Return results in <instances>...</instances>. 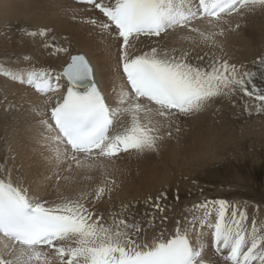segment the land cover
<instances>
[{"label":"snow or ice","instance_id":"1","mask_svg":"<svg viewBox=\"0 0 264 264\" xmlns=\"http://www.w3.org/2000/svg\"><path fill=\"white\" fill-rule=\"evenodd\" d=\"M76 3L102 14L87 23L116 49L119 92L109 103L83 55H70L58 73L32 69L18 74L0 67V75L48 97L39 135L57 184L68 179L62 171L88 182L74 196L49 202L22 181L14 184L10 174L0 178V264H209V241L224 264H264V221L253 218L249 226L246 211L225 200L194 204L198 211L185 216L183 225L178 220L174 234L161 232L151 243L141 242V233L146 236L156 227L157 217L149 211L137 216L133 209L138 205L129 204L105 220L96 208L118 187L109 171L111 161L130 151H157L163 122L198 112L217 97L232 103L247 98L264 112V89L254 82L256 72L215 56L207 65L193 63L188 51L165 46L170 37L187 38L183 34L208 39L202 24L213 30L211 36L223 35L233 18L264 13V0ZM50 31L45 27L26 35L42 38L44 47L55 49L53 55L67 52L54 43L55 36L48 38ZM144 41L150 42L149 50L137 54ZM253 63L264 79V55ZM167 198V190H161L144 203L163 213ZM166 219L161 217V223Z\"/></svg>","mask_w":264,"mask_h":264},{"label":"bare ground","instance_id":"2","mask_svg":"<svg viewBox=\"0 0 264 264\" xmlns=\"http://www.w3.org/2000/svg\"><path fill=\"white\" fill-rule=\"evenodd\" d=\"M85 8V5L77 4L73 0H0V34H8L5 30L6 27L10 29L8 30L10 34H13L11 30H16V33L14 32L15 34L12 35L13 38H16L14 40L15 47L17 48L21 44L19 52L12 53L19 57V62L16 64L30 60H32L30 63H33L38 56H42L41 59H37V63H34L35 70L43 69L58 73L69 61L70 55L85 54L94 66L95 77L107 94L108 102L113 103L119 92V78L115 75L116 49L114 46L110 49L108 42L101 37L99 29H94L93 25L87 23L89 19L102 18V14L98 10H84ZM74 16L75 19H73ZM248 20H251L252 32L245 35L241 29ZM237 22L240 29L235 28ZM19 23L20 25H18ZM42 27H50L54 32L68 36L69 43L66 44V47L63 46L64 44L62 45L68 51L50 55L47 51L40 50L41 47L37 45L26 49L22 45L21 38L26 39V42H42V38L38 36L26 35L27 32ZM224 27L227 29L228 25ZM200 28L205 34H210L213 31L204 24L200 25ZM183 35L187 38H168L165 46L169 49L175 47L188 51L189 58L197 64L207 65L213 56L226 59L238 66L242 64L257 73L254 82L259 88L264 89V79H261L260 71L254 67L259 64L253 63L258 60L260 55H264V13L257 12L244 19L233 18L231 30H226L223 35H217L210 44L205 38L196 34ZM9 40H11L10 37ZM149 48L150 42L144 41L138 45L136 53L148 51ZM197 56H202L204 59L197 60ZM26 57L27 59H25ZM13 72L19 74L27 71ZM47 99L48 97L35 92L33 88L0 75V178L10 174L14 184L22 181L23 185L29 187L33 192L39 193L49 202H54L61 195L74 196L88 182L74 173L65 171L61 172V176H67L68 179H61L59 185L53 177L56 169L46 159L38 123ZM258 108V104L248 101L247 98H235V103H232L228 97H217L198 112L181 115L172 121L163 122L158 133L161 140L158 141L157 151L143 154L134 151L121 153V156L126 159L128 158L125 155L129 153H132V156L135 155V158H131L120 168L112 167L115 173L113 178L118 187L111 194L110 199L105 197L104 200L97 203L99 210L102 209L101 212H103L105 220L109 218L110 213L119 212L125 206L122 202L125 197H140L141 199L154 196L156 191L164 185L172 190L175 186L171 182L177 170H182L190 163L200 164L209 157L213 158L227 144H232L234 138L255 139L256 136L264 135V112L259 111ZM122 120L127 123V117H123ZM259 146L263 145L259 143ZM258 156L264 160V149ZM260 167H264V161L260 162ZM234 171L233 175L237 172ZM239 171L241 173L234 175L235 178L242 177V171ZM260 176L263 177L264 185V169ZM225 177L227 176L225 175ZM190 183L193 189L189 191V194L199 193L200 189L197 191L195 189L200 185L198 186L192 181ZM217 192L221 193L223 190ZM197 203L198 200L188 201L184 212L191 216L192 206ZM164 207L166 223H162L164 226L160 227L162 225L157 224L158 218H156V227L149 229L146 236L141 233L142 243H151L153 237L158 236L161 232L165 237H170L175 232L178 220L183 225L186 215H178L173 219L168 211H171L175 205L171 207L169 203H165ZM213 253L214 250L211 249L209 241L205 259L208 262L214 261L216 264H223L220 259L209 255Z\"/></svg>","mask_w":264,"mask_h":264},{"label":"rangeland","instance_id":"3","mask_svg":"<svg viewBox=\"0 0 264 264\" xmlns=\"http://www.w3.org/2000/svg\"><path fill=\"white\" fill-rule=\"evenodd\" d=\"M248 21L244 23V27H242L241 29L243 31L242 33H244L245 35L250 34L252 32L250 28L251 20H248ZM10 24L12 25L13 23H10ZM18 25H20V23ZM42 28H45V27H42ZM46 28L51 30L48 38L55 36L54 43L58 46H61V48L66 47V44L69 43V39H70L68 36L64 34H58L54 32L50 27H46ZM5 30H6V33L8 32L7 35L0 34V67H3L8 70H11L13 68L11 71H17V70L28 71L30 70V68L32 70V66L34 67L33 69H35L34 63H37L38 62L37 59H41L42 56L41 57L38 56L36 61H34L33 63H30V61L32 62V60H30L25 63L22 62V63L16 64L17 62H19L18 61L19 57L18 56L16 57V55L12 53H18L20 50L19 46L21 44L17 48L15 47L16 42L14 40H16V38H13L12 36L13 34L16 33L15 29L11 30V33L13 34L9 33L10 31L8 30L10 29L8 27H6ZM206 35H208L209 37L208 39H206L208 44L212 43L213 40L216 38V36L213 37L210 34H206ZM9 37L11 40H9ZM21 40H22V45L26 49L27 47L31 48L32 46L37 45L41 47L40 50L47 51V53L50 55H52L53 51H55V49L53 48L44 47L43 41L42 42H32V41L26 42V39H22V38ZM27 63L28 65H25ZM16 66L18 67L16 68ZM26 66L28 67V69ZM254 67L256 70L260 71L259 65L256 64V66ZM250 70L252 71L253 69H250ZM256 138L255 139L249 138V137L241 138V139L234 138V140L231 142L232 144H227L224 148H222L220 151L216 153V156H213V158L209 157L208 159H206V161H202V163H200L201 165L197 163L196 164L190 163L189 165H187V167L182 168V170H177L178 172L176 171V173H174L175 174L173 177L174 179L172 180L171 184L179 188L174 187L172 190H170L167 186L164 185L163 187L161 186V188L157 190L156 194L152 197L157 196L161 190H167L169 197L167 198L166 201L162 203V206L164 207L165 203H169L171 207L175 205V207L172 208L171 211H168L170 212V215L173 216V219L176 216L182 215V214L188 217H191L190 215L187 214V212H184L185 210L184 208H186V203L188 201L191 202L193 200H198V203H199V202H203L204 200L211 201V200H221L222 199V200L227 201L231 205H238L244 211H246L248 218H249L247 221L249 226L251 225L253 218H256L258 222L264 221V192H263L264 185H263V177L260 176V173H262V170L264 169V167H260V162L264 160H261L260 157L258 156V154H260L262 150L264 149V135L262 136L260 135V137L256 136ZM256 141H259V142L257 143ZM259 143L262 144L263 146L260 147ZM121 155L122 154L118 156L119 158H116L113 161H111L109 165L110 172H113L112 167L115 166L116 168H120L122 165H125L127 162H129L131 158H135V155L132 156V153L125 155L127 156L128 159L124 158ZM233 170H235L234 172L237 171L236 173H234V175H236L237 173H241L239 171L241 170L243 174V175L241 174L242 177L240 176V177L235 178L232 173ZM249 171H250V174H249ZM111 174L112 176H115L114 172ZM95 175H98V174H95ZM225 175L227 177H225ZM190 181L194 182L198 186L200 185V187L196 186V189H195L196 191L200 189L199 193L196 192L197 194L196 193L189 194V191L193 189V186L191 185ZM231 181L234 184L229 183ZM218 190H223V192L216 193V191ZM146 198L147 197H143L141 199L140 197L138 198H135V197L126 198L125 197L122 202L125 205H129V203L130 204L137 203L136 205H138L137 207L138 209L137 208L133 209V211L135 212L137 216L143 213L145 209L148 210L151 214L156 216L158 212H154L153 209L145 205L144 201L146 200ZM125 199H126V202H125ZM185 199L188 201H186ZM96 208L100 213H103L101 212L102 209L101 211L99 210L100 208L98 207V204L96 205ZM197 211L198 210L193 209V213ZM163 215L164 217H166L164 213ZM163 215L161 216V213H159V215L156 216L158 218L157 224L159 226L162 225L160 227L164 226L162 223H160L161 222L160 217H163ZM163 223H166V220H164ZM209 255H213L214 257L223 261L222 257L217 256L214 253L209 254ZM209 264H216V263H214L213 261V262H209Z\"/></svg>","mask_w":264,"mask_h":264},{"label":"crops","instance_id":"4","mask_svg":"<svg viewBox=\"0 0 264 264\" xmlns=\"http://www.w3.org/2000/svg\"><path fill=\"white\" fill-rule=\"evenodd\" d=\"M208 261V260H207ZM224 263V262H223Z\"/></svg>","mask_w":264,"mask_h":264}]
</instances>
